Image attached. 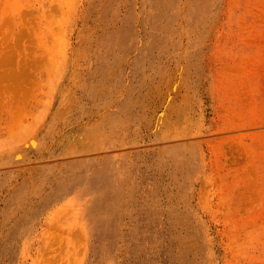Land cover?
<instances>
[{
  "label": "rangeland",
  "instance_id": "1",
  "mask_svg": "<svg viewBox=\"0 0 264 264\" xmlns=\"http://www.w3.org/2000/svg\"><path fill=\"white\" fill-rule=\"evenodd\" d=\"M0 264H264V0H0Z\"/></svg>",
  "mask_w": 264,
  "mask_h": 264
},
{
  "label": "bare ground",
  "instance_id": "2",
  "mask_svg": "<svg viewBox=\"0 0 264 264\" xmlns=\"http://www.w3.org/2000/svg\"><path fill=\"white\" fill-rule=\"evenodd\" d=\"M66 45H67V42H66ZM66 48V47H65ZM64 51V50H63ZM62 51V52H63ZM65 52V51H64ZM63 52V54H65ZM174 86V85H173ZM174 89V88H173ZM172 89V90H173ZM169 99V98H168ZM167 102V101H166ZM164 116V111H161L160 112V114H159V116H158V122L162 119V117ZM157 118V117H156ZM36 137V136H35ZM35 137H33V136H29L28 137V140H27V142L24 144V147H26V148H36L37 146H38V141L35 139ZM23 141V140H22ZM30 150V149H29ZM41 151V150H40ZM34 152V151H33ZM37 153V152H36ZM12 154V153H11ZM14 154V153H13ZM23 158V155L21 154V153H16L15 155H14V159H16V160H21ZM94 193V189H89V188H87V189H83L82 191H81V196L83 197V198H89V196L91 195V194H93ZM71 202V201H70ZM68 203V202H67ZM67 209V208H66ZM69 210V209H68ZM71 210V209H70ZM65 212V211H64ZM72 211H70V213H71ZM65 213H67V212H65ZM64 213V214H65ZM60 214H61V212H60ZM74 215V214H73ZM76 216V215H75ZM57 218H58V216H57ZM76 220V221H75ZM74 221V223L75 224H73V226L74 227H76V222L77 221H80V223H82V222H85V223H87V218H86V216L85 215H83L81 218H80V216H76V219H75ZM80 227V226H79Z\"/></svg>",
  "mask_w": 264,
  "mask_h": 264
}]
</instances>
